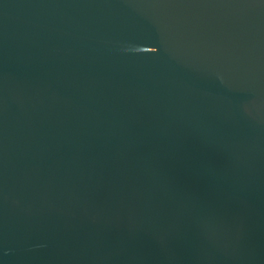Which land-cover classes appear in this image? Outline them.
Here are the masks:
<instances>
[{
    "label": "water",
    "instance_id": "water-1",
    "mask_svg": "<svg viewBox=\"0 0 264 264\" xmlns=\"http://www.w3.org/2000/svg\"><path fill=\"white\" fill-rule=\"evenodd\" d=\"M0 264H264V0H0Z\"/></svg>",
    "mask_w": 264,
    "mask_h": 264
}]
</instances>
